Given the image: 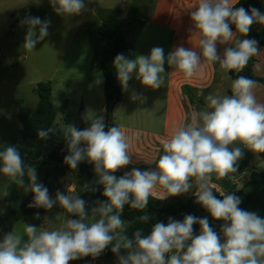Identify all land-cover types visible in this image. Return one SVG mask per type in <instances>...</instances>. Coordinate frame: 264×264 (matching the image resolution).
I'll return each mask as SVG.
<instances>
[{
  "label": "clouds",
  "instance_id": "1",
  "mask_svg": "<svg viewBox=\"0 0 264 264\" xmlns=\"http://www.w3.org/2000/svg\"><path fill=\"white\" fill-rule=\"evenodd\" d=\"M238 2L197 0L190 11V31L198 38L199 50L179 46L167 57L161 47L152 48L148 56L117 54L113 66L122 90L127 91L134 72L142 85L160 88L166 62L185 79L196 75L204 63L241 73L259 53L255 39L242 37L248 36L254 23L264 25V14L256 8H236ZM49 3L57 15L64 17L87 10L84 0ZM21 23L27 25L23 49L31 52L49 35L50 20L28 16ZM218 44L229 45L222 55ZM256 83L238 75L232 80L230 95L209 94L206 107L192 115L191 123L176 127L162 142L163 154L146 162L155 163V169L133 168L119 178L114 173L132 163L129 139L120 127L106 131L103 115H88L90 126L83 130L65 126L61 130L68 151L64 163L72 170L84 161L94 165L96 183L103 186L106 199L97 201L90 215L86 201L74 188H68L67 194L57 191L55 199L50 197L48 188L38 182L35 167L24 163L17 146L0 150V173L25 192L33 193L27 207L51 210L59 204L64 210L55 217L58 225L47 217L48 227L25 224L26 240L14 230L4 234L0 239V264H69L89 256L95 260L109 246L118 264H264V218L240 208L238 196L212 184L213 176L220 180L237 171L243 149L264 153V103L255 96ZM56 131L54 127L40 128L38 137L46 140ZM88 187L84 185L83 190ZM157 187L167 193L161 199L195 189L196 203L213 220L224 222L219 233L207 217L187 214L182 221L169 217L166 224L156 222L147 235L137 229L129 238L130 222L122 219L125 206L143 212L137 219L147 223L151 216L145 210ZM213 189L223 199L217 198ZM34 219H40V214L36 213ZM196 224L198 234H194Z\"/></svg>",
  "mask_w": 264,
  "mask_h": 264
},
{
  "label": "crops",
  "instance_id": "2",
  "mask_svg": "<svg viewBox=\"0 0 264 264\" xmlns=\"http://www.w3.org/2000/svg\"><path fill=\"white\" fill-rule=\"evenodd\" d=\"M134 1L135 0H91L87 10L84 11L80 19V26L96 27L98 32L101 26L98 10L118 11L119 14L126 17ZM94 2L98 5L97 9L91 7V4ZM196 2L197 0H152L148 12L140 13V15L145 14L144 17L138 15L136 18L141 28L139 33L140 43L146 46L147 54H142L134 44L135 56L141 54L148 56L150 55L151 49L154 47L163 48L165 57L179 46L199 50L198 38L190 31L193 27L190 19V11ZM261 13L264 14V3ZM252 30L254 32H263L264 25L254 23ZM228 46L229 45L218 44V53L222 55L224 48ZM258 50L259 53L254 56L255 61L252 71L256 77L264 79V46L259 47ZM96 67L100 68V62L96 64ZM164 67L165 72L162 74L164 83L158 89H152L142 85L141 82L135 78V72L128 82L127 91L122 90L120 84L121 101L114 106L112 118L109 122L106 120L105 113L104 79L102 92L100 93L98 89H95L93 97L99 100V111L101 110L100 115L104 117V123L106 125L105 130L107 131L108 128L118 126L125 132L129 139L130 147L128 151L129 154H131L132 163L115 172L121 174V176L126 172H130L133 168H138L141 171L155 169V163L146 162H151L153 159L163 154L162 142L170 138L176 127L191 123L192 115L206 107L205 98L209 94H231L232 79L229 76V72L222 70L218 64H202L199 72L189 79H185L183 73L174 71L167 62ZM101 77L103 78V75ZM227 77L231 80L230 84L225 82V78ZM96 78L100 79L98 74ZM81 93L85 94V91ZM254 93L258 102L264 103L263 83H256ZM101 95L103 101H100ZM133 96L137 98L133 99ZM81 98L83 100V96ZM82 102L85 107L84 113L86 117L88 113V103L84 100ZM243 152V158L238 161L237 171L234 174H229V176L220 180H217L215 176H213L212 184L220 191H225L226 194L229 192H237L242 187V182L247 180L253 171H264V158L261 154L257 155L247 149H243ZM51 167V165H47L44 166V169ZM52 175L57 177L56 180L53 178L51 181L47 178L48 180L43 182V185L50 190L49 195L53 199H55L57 191L65 194H67L68 188H74L77 191V187L69 179H65V177L59 176L55 172ZM4 180H6V178L3 177L0 182ZM0 189H4V186H1ZM20 189L21 191L24 190L21 187ZM194 191L195 189L182 195L192 196L194 195ZM166 194L164 189L157 187L150 198L160 204L173 203L177 196H168L165 199H161ZM213 194L220 195L215 189H213ZM89 204L91 208L95 207L90 202ZM56 205L57 207L59 206V204ZM50 211L51 210L33 209L32 211L21 213L22 215L12 222L10 232L14 230L22 235L24 233L25 224L37 227H48L49 221L45 220V217H48ZM62 211L64 212L63 209ZM36 213L40 214V219H34ZM59 222L58 220L54 221V224L58 225ZM83 259L85 264H100L98 258L93 260L92 257L89 256ZM83 259L70 261L69 264H83Z\"/></svg>",
  "mask_w": 264,
  "mask_h": 264
},
{
  "label": "rangeland",
  "instance_id": "3",
  "mask_svg": "<svg viewBox=\"0 0 264 264\" xmlns=\"http://www.w3.org/2000/svg\"><path fill=\"white\" fill-rule=\"evenodd\" d=\"M151 1H145L143 12H148ZM84 2L88 7L91 0H84ZM28 5L32 8H28L24 13L20 12ZM91 7L97 9L98 5L94 2ZM83 13L72 17L57 15L49 0H0V150L16 138L22 129L18 118L19 109L28 116L35 111L38 104L36 89L40 82H51L56 112L55 127L60 131L67 125L83 130L90 126V122L86 120L88 115L101 114L99 100L93 96L95 89L101 93L103 87L101 70L96 67L101 59L102 42L96 27L80 26ZM141 15L144 17L145 14ZM28 16L50 20L49 35L31 52L23 49L27 25L22 24L21 21ZM125 18L128 22L123 29L124 35L137 46L142 54H147L146 46L140 43L141 28L139 21L136 20L137 16H132L129 11ZM97 74L100 79L96 78ZM225 82L230 84V78H225ZM82 91H85V94H82ZM82 96L88 103L86 117ZM100 97V101H103L102 95ZM81 113L83 121H81ZM51 166L48 169L44 167L40 170L36 169L38 182L44 184L43 182L48 179L56 180L57 177L52 175L55 172L69 179L77 187L80 197L85 200L83 186L88 183L79 171L63 175L59 169ZM90 170L95 174L94 165L91 164ZM3 177L6 180L0 182V187L4 186V189H0V239L8 233L7 227L19 218L21 213L33 209L43 210V208L27 207L33 199V193L21 191L20 187L4 175ZM5 191L7 195H4ZM85 201L86 211L88 210L90 215V204L88 200ZM56 207L57 205L51 209L47 217L48 220H53L54 226L56 225L54 221H57L56 215L63 213L60 206ZM127 235L129 238L133 237V232L129 228H127ZM22 236L27 239L24 233ZM121 254H125L124 251H121ZM98 261L100 264L118 263L110 246L98 257ZM83 264H85L84 259Z\"/></svg>",
  "mask_w": 264,
  "mask_h": 264
},
{
  "label": "trees",
  "instance_id": "4",
  "mask_svg": "<svg viewBox=\"0 0 264 264\" xmlns=\"http://www.w3.org/2000/svg\"><path fill=\"white\" fill-rule=\"evenodd\" d=\"M146 0H135L130 6L132 16H138L143 12V4ZM264 0H240L235 7H243L246 10L256 8L261 12ZM30 5L22 8L20 12L24 13ZM98 16L101 20V26L98 31L99 38L102 42L100 68L104 79V97H105V113L107 122L111 121L112 111L114 106L121 101L120 83L117 79V72L113 66L114 58L117 54H124L128 58L135 57L134 44L129 41L123 33L128 19L120 16L118 11L98 10ZM254 25V24H253ZM253 25L250 27V32L244 39H255L258 42V48L264 46V31L254 32ZM235 31V26H231ZM255 58L252 57L248 65L241 73L230 72L229 76L234 80L238 75L246 76L256 82L264 84L263 78H258L253 74L252 67ZM51 82H40L37 85L38 104L35 111L30 115H26L22 109H19L18 118L21 122L22 129L19 135L9 142L7 146H17L18 150L24 159L26 165H31L35 169L47 165H54L61 171L63 175L74 172L67 164L64 163V157L68 155L65 140L61 131L55 127L56 112L53 103ZM83 113V111H81ZM81 113V121L83 116ZM54 127L56 133L51 134L46 140L38 137L40 128ZM83 146V145H82ZM4 147V148H5ZM3 148V149H4ZM1 149V150H3ZM264 158V153H261ZM91 164L87 161L81 162L78 165L79 173L87 181L89 189L85 190L86 200L93 206H96L97 201H104L106 198L102 195L103 186L96 183L97 177L90 170ZM76 169V170H77ZM118 178L121 174L114 173ZM3 174L0 173V180ZM86 183V182H85ZM95 188V191L92 189ZM233 193L241 199L240 208L255 212L261 218H264V171H253L247 180L242 182V187L237 192ZM227 193V194H229ZM219 199H223L220 195H215ZM151 216L147 223H143L137 219L139 215L144 214L129 206H125L122 213V219L125 223L130 222L129 229L134 233L137 229H143V234L147 235L152 226L156 222L167 223L169 217L175 220L182 221L187 214L194 215L199 218L207 217L210 226L217 232L220 231V225L223 221L213 220L210 214L198 203H196L195 195L177 196L171 204H160L149 199V204L145 210ZM12 223L7 227V232H10ZM194 234L199 233V225L193 226ZM124 250H122L123 252Z\"/></svg>",
  "mask_w": 264,
  "mask_h": 264
},
{
  "label": "water",
  "instance_id": "5",
  "mask_svg": "<svg viewBox=\"0 0 264 264\" xmlns=\"http://www.w3.org/2000/svg\"><path fill=\"white\" fill-rule=\"evenodd\" d=\"M75 171H79V169L75 170Z\"/></svg>",
  "mask_w": 264,
  "mask_h": 264
}]
</instances>
